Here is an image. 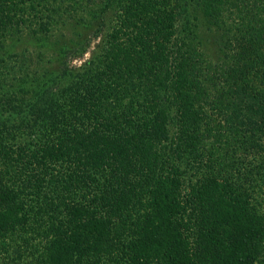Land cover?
<instances>
[{"label": "trees", "instance_id": "trees-1", "mask_svg": "<svg viewBox=\"0 0 264 264\" xmlns=\"http://www.w3.org/2000/svg\"><path fill=\"white\" fill-rule=\"evenodd\" d=\"M0 264H264V0H0Z\"/></svg>", "mask_w": 264, "mask_h": 264}, {"label": "rangeland", "instance_id": "rangeland-1", "mask_svg": "<svg viewBox=\"0 0 264 264\" xmlns=\"http://www.w3.org/2000/svg\"><path fill=\"white\" fill-rule=\"evenodd\" d=\"M202 24H203V22H202ZM202 28H203L202 29L203 42L206 43L207 47L209 48V50L211 52L216 53V51H217V45H216L217 36H216V34H211L210 32H208V29L206 30L205 26H203ZM94 32H95L94 27L91 28L89 31L88 30L85 31V34H86L85 37L88 40V44H87L86 51L83 53V55L73 56L71 54H68L67 58L64 59L66 61V63L69 64V66L76 68L91 58L92 53H94L97 45L101 41V36H102L104 31L103 32L97 31V33H94ZM67 36H69V33ZM32 38L33 37L31 36L30 33H29V35L28 34L22 35L21 40L18 41V43H17L18 45L16 47L15 53L12 52L10 57L7 58L8 63H10L9 65H13V66L16 65L15 62L18 60V56L20 55V53L27 52L28 57L31 59L30 62H32V64H29V65L35 66L34 62L36 61V52L38 51V48L35 45L36 42L34 40H32ZM7 46L9 47V43L7 44ZM48 58H49V54L44 55L43 59H42V63L40 64V66H43V67L48 66L49 65L48 64Z\"/></svg>", "mask_w": 264, "mask_h": 264}]
</instances>
